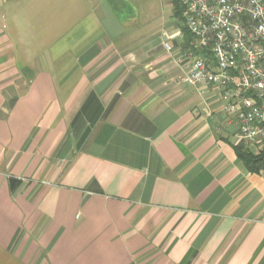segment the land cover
Segmentation results:
<instances>
[{"label": "crops", "instance_id": "0c3cea01", "mask_svg": "<svg viewBox=\"0 0 264 264\" xmlns=\"http://www.w3.org/2000/svg\"><path fill=\"white\" fill-rule=\"evenodd\" d=\"M158 1L0 0V264H264V172Z\"/></svg>", "mask_w": 264, "mask_h": 264}, {"label": "built area", "instance_id": "2783aa9c", "mask_svg": "<svg viewBox=\"0 0 264 264\" xmlns=\"http://www.w3.org/2000/svg\"><path fill=\"white\" fill-rule=\"evenodd\" d=\"M192 40L175 54L179 82L220 90L223 113L238 124L237 145L264 148V0H176ZM196 5L195 10L192 6ZM207 5V11L201 7ZM222 19L228 23H219ZM238 26V27H237ZM165 49L173 47L165 43ZM259 70V74H257Z\"/></svg>", "mask_w": 264, "mask_h": 264}, {"label": "trees", "instance_id": "16d2710c", "mask_svg": "<svg viewBox=\"0 0 264 264\" xmlns=\"http://www.w3.org/2000/svg\"><path fill=\"white\" fill-rule=\"evenodd\" d=\"M176 2V1H175ZM177 5V16L182 20L181 11ZM182 32L184 36L183 43L188 44L192 37L185 26L182 27ZM238 158L243 162L245 168L252 174H261L264 172V148L260 149L258 153L250 151L246 146L239 145L235 147Z\"/></svg>", "mask_w": 264, "mask_h": 264}, {"label": "clouds", "instance_id": "9594fccd", "mask_svg": "<svg viewBox=\"0 0 264 264\" xmlns=\"http://www.w3.org/2000/svg\"><path fill=\"white\" fill-rule=\"evenodd\" d=\"M195 7H196V5H193L192 6V9L193 10H195ZM201 11L202 12H204V11H207V5H203L202 7H201ZM224 11H231L230 9H222L221 10V13H220V16L218 17V22L219 23H228V21H225V20H223L222 19V17H223V12ZM254 15H264V10H258V11H256L255 13H254ZM238 27V26H237ZM261 31H264V29H261ZM257 74H259V70H257ZM259 87H264V84H261V85H258Z\"/></svg>", "mask_w": 264, "mask_h": 264}, {"label": "rangeland", "instance_id": "374dc122", "mask_svg": "<svg viewBox=\"0 0 264 264\" xmlns=\"http://www.w3.org/2000/svg\"><path fill=\"white\" fill-rule=\"evenodd\" d=\"M165 1H166V0H165ZM165 1L162 0V6H161V7H162L163 9L166 7V2H165ZM170 4H171V3H170ZM156 5L160 6L158 0H156ZM170 11H171L170 13L173 14V13H172L171 6H170ZM171 14H170V15H171ZM163 16H164V18H166L167 20L171 19L170 16H169V14L166 13V12L163 13ZM171 16H172V15H171Z\"/></svg>", "mask_w": 264, "mask_h": 264}]
</instances>
